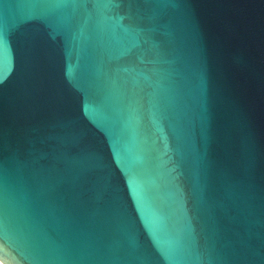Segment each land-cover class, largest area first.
Masks as SVG:
<instances>
[{
  "label": "water",
  "instance_id": "1",
  "mask_svg": "<svg viewBox=\"0 0 264 264\" xmlns=\"http://www.w3.org/2000/svg\"><path fill=\"white\" fill-rule=\"evenodd\" d=\"M5 264H264V0H0Z\"/></svg>",
  "mask_w": 264,
  "mask_h": 264
},
{
  "label": "snow or ice",
  "instance_id": "2",
  "mask_svg": "<svg viewBox=\"0 0 264 264\" xmlns=\"http://www.w3.org/2000/svg\"><path fill=\"white\" fill-rule=\"evenodd\" d=\"M0 264H5V261H4V259H3V256H2V255H0Z\"/></svg>",
  "mask_w": 264,
  "mask_h": 264
}]
</instances>
